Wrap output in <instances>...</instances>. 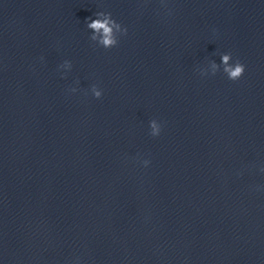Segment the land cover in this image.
<instances>
[{
    "label": "water",
    "instance_id": "1",
    "mask_svg": "<svg viewBox=\"0 0 264 264\" xmlns=\"http://www.w3.org/2000/svg\"><path fill=\"white\" fill-rule=\"evenodd\" d=\"M0 264H264V0H0Z\"/></svg>",
    "mask_w": 264,
    "mask_h": 264
},
{
    "label": "clouds",
    "instance_id": "2",
    "mask_svg": "<svg viewBox=\"0 0 264 264\" xmlns=\"http://www.w3.org/2000/svg\"><path fill=\"white\" fill-rule=\"evenodd\" d=\"M95 19L89 17L86 18V27L92 30L90 39L105 49L117 46L119 43L118 34H126L127 29L122 27V25L113 18L110 12L99 11L95 13ZM232 59V54L227 53L223 55L222 60L225 65L223 71L227 74L228 78L231 80H238L245 72V65L237 60L234 64H229L228 61ZM67 65L71 67L70 61H65L63 67ZM213 67L216 65L213 63ZM215 74V72L213 73ZM72 91H76L72 89ZM92 92L95 97L99 98L102 95L100 89L95 85L92 87ZM151 135L157 136L160 133L161 126L155 120L150 121ZM145 164L148 161H144Z\"/></svg>",
    "mask_w": 264,
    "mask_h": 264
}]
</instances>
